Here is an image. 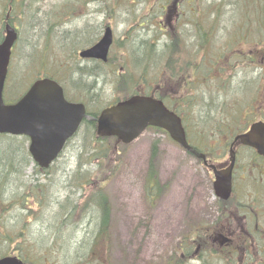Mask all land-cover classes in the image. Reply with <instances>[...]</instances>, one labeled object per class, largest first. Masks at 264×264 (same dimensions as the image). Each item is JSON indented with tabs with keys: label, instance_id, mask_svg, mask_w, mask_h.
Instances as JSON below:
<instances>
[{
	"label": "rangeland",
	"instance_id": "374dc122",
	"mask_svg": "<svg viewBox=\"0 0 264 264\" xmlns=\"http://www.w3.org/2000/svg\"><path fill=\"white\" fill-rule=\"evenodd\" d=\"M19 2L21 13L17 12V8L11 13V18L16 21L14 25L18 27V40L13 48L6 86L8 99L17 98L37 77L49 74L57 77L71 96L79 98L82 95L89 102L91 97L85 93V86L79 90L82 82L77 83L79 77L89 74L86 84L93 82L89 94H94V100L89 102L88 107L91 111H97L119 98L117 92L123 90L120 86L122 75L131 76L135 82L146 80L142 81L144 85L147 84L145 88L155 89L160 86V93L165 97L187 95V105L191 102L196 104L192 112L185 113L187 130L193 146L207 153L213 160V163H207V167L225 165L231 138L245 131L254 121L264 120V35L258 22L253 20L259 9L257 4L250 5L248 0ZM173 4L176 12L172 14L171 21H178L180 28L187 27L185 25L193 23L195 19H199L203 26L200 32L189 27V33L184 31L182 40L177 43L175 38L172 43L165 39L166 32L170 31L168 24H164V32L163 26L159 24L164 6ZM193 9L197 12L194 13ZM170 25L173 27L174 24ZM105 26H110L113 32L111 58L115 64L100 66L98 70L93 63L78 60L76 52L97 43ZM201 33L210 38L200 61L201 66L196 67L193 75L188 74L183 78L180 84L173 81L165 72L168 61L175 65L190 63L189 57L202 46ZM141 41L151 44L155 52L152 53L153 49ZM137 43L142 47L136 46ZM120 44L123 45L122 48H119ZM136 48L141 55L138 56L139 61L134 62L132 53ZM76 64L84 72L75 71ZM135 64L138 65L137 70ZM70 72H73L71 79L75 84L69 82ZM185 82H188L186 88ZM131 86L132 84L125 88L129 89ZM204 114L208 116L200 120ZM197 120L200 121L196 123ZM202 123L207 124V128ZM198 131L200 136L196 137L194 133ZM18 141L19 146L25 150L26 142L21 138ZM154 144L157 147L154 157L158 179L165 186V191L147 209L149 205L143 203L141 186L147 175ZM82 146L83 150L91 146V138L84 131L70 142L59 160L48 170V175L35 173L33 161H26L28 164L22 162V166L20 163L19 166H14L13 163L9 165L11 174L0 181L1 233H6L4 228H10L9 236L14 241L24 246V242L26 243L25 247H28L26 252L24 249L23 255L30 256L26 260L36 261L37 264H82L83 218L86 215L81 220L77 218L90 202V190L101 191L97 186L109 198L116 226L122 223L119 236H114L113 233L112 238L110 236L113 240L110 246L111 264H131L134 257L136 264H163L167 260L165 255H174L179 240H183L189 228L210 224L216 216L218 201L212 189V174L168 135L146 130L126 146L122 155H116L120 164L114 165L113 156L108 161H101L96 171H93L91 186L94 189L73 188L70 192L65 190V182L74 173L88 176L87 173L91 170L83 152L81 153ZM234 150L238 158V171L243 174L242 171H248L247 162L252 159L253 154L245 148ZM259 162L264 164L260 160ZM112 172L113 176L105 180ZM34 176L38 177V186L45 184L51 187L52 193L51 198L41 202L38 207L35 204L39 202V198H32L33 193L29 190L34 184ZM103 179L106 181L105 185L96 183ZM7 180L28 181L26 188L14 185L21 192L16 196L30 198L19 212L15 209L8 213L2 211L6 192H12L10 187L2 188ZM39 191L38 188L37 192ZM258 191L262 193L263 190ZM237 196L242 197V194ZM66 203L75 204L72 207L76 208L75 212L62 221L57 220L60 208L66 210L71 207ZM97 215L98 213L94 214ZM65 220L68 224L63 223ZM141 221L147 224V230L140 228L137 236L131 238L133 223ZM57 228L60 230L59 239L52 243L51 236L56 233ZM10 243L6 242V252ZM2 247L0 245V253L5 250ZM118 248L122 253L120 261L119 255L115 254L117 259L114 258V251ZM183 263L202 264L194 258Z\"/></svg>",
	"mask_w": 264,
	"mask_h": 264
},
{
	"label": "water",
	"instance_id": "95a60500",
	"mask_svg": "<svg viewBox=\"0 0 264 264\" xmlns=\"http://www.w3.org/2000/svg\"><path fill=\"white\" fill-rule=\"evenodd\" d=\"M17 34L11 27L0 44V134L26 136L32 160L46 169L58 157L66 142L77 132L83 119H88L82 104L67 102L63 90L55 81L44 78L34 82L23 97L14 104L3 101V89L10 61L11 48ZM112 44V31L106 28L102 38L91 48L80 53L84 59L107 61ZM98 137H116L129 144L147 127L166 131L171 139L188 152L189 146L180 119L167 110L162 102L150 97L135 96L104 109L96 119ZM242 145L255 149L264 156V124H253L249 131L236 137ZM204 159L203 155L198 156ZM234 160L227 169L217 171L211 166L215 194L226 200L231 191V172ZM0 264H22L15 258L0 259Z\"/></svg>",
	"mask_w": 264,
	"mask_h": 264
},
{
	"label": "flooded vegetation",
	"instance_id": "af4514ba",
	"mask_svg": "<svg viewBox=\"0 0 264 264\" xmlns=\"http://www.w3.org/2000/svg\"><path fill=\"white\" fill-rule=\"evenodd\" d=\"M20 0H0V43L4 39V33L7 26H12L15 30H18V27L14 25L16 23L15 20L11 18V13L14 9L17 8V12L20 14ZM175 8V5H174ZM166 9V8H165ZM168 13V9L166 10ZM170 21H167L168 27L170 29L169 32H166L165 39H168L171 43L173 42V38L175 35L179 34L182 37L184 33V28H180L178 26L177 31L173 32L172 26L169 25ZM163 21H160V24L163 25ZM163 32L166 31V26L163 25ZM198 28L195 25L194 31L197 32ZM18 35V31H17ZM165 35V34H164ZM14 50L12 49V52ZM78 57V56H77ZM193 56L189 57V60ZM79 60V59H78ZM81 61V60H80ZM90 62L95 63V65L103 67V64L98 60H83L82 62ZM193 66V72L198 68V61L195 60L194 64L190 61ZM189 64V65H191ZM171 66V62L168 61L166 67V75L172 76L169 73V69ZM180 65L176 66V70H178ZM100 70V69H98ZM84 72L83 70H78ZM173 79V78H172ZM142 80V79H141ZM177 83L182 81V77H179L178 80H174ZM142 82V81H139ZM192 84L193 81L190 80ZM180 84V83H179ZM185 88L188 87V82L184 83ZM158 90L159 86L156 87ZM136 94H140L136 93ZM6 96V93H5ZM18 100V99H17ZM17 100H9L7 103H15ZM171 111L175 112V109L169 108ZM181 115V114H179ZM91 118H95L92 115H89ZM247 149V148H246ZM253 154V157L250 161H248V171H242L243 174L239 173V169L237 167L238 158L235 155V162L233 166V170L231 173L232 179V188L231 195L227 201H218L216 203V216L210 222L211 229L210 232L214 236L212 241V246L214 250L213 258L215 259V264H264V184H263V175H264V164H261L259 160L263 163L264 157L258 155L257 152L253 149H250ZM206 155V154H205ZM207 163H213V160L206 155ZM226 164L222 166H216L217 170L224 169L228 166L229 160H226ZM215 163V162H214ZM205 169L211 174L209 167H205ZM252 173V174H251ZM106 182H99L97 184L105 185ZM158 182H148L144 181L142 183L143 193L142 200L143 203L149 205L151 207L154 203L159 199V195H153V191L147 190L148 187L153 188ZM34 188H30L33 190V193L37 191V184H34ZM100 188V187H99ZM101 189V188H100ZM258 189H262V193L258 191ZM102 191V189H101ZM13 192V191H12ZM9 190L6 192V196L3 198V208L2 211L4 213H8L12 209H15L16 212H19L20 209H24L26 206V200L30 199L29 196H16V192L12 193ZM103 192V191H102ZM242 194V197H238L237 195ZM19 195V194H18ZM37 200L39 198V202H35L36 207L41 205L40 197H32ZM110 204V210L108 215V221L104 223L105 209L101 207H97L94 202L88 203L85 206V213L83 218V226H84V256L82 260V264H111L112 263V249L110 246L113 244V240L110 239L112 233L114 236H119V233L122 228V223H118L116 226V221L114 219V214L112 213V206L109 201V198H104ZM22 201H24L22 203ZM93 199L90 197V202ZM95 213H98L97 216H94ZM19 214L17 215V220ZM3 226V224H2ZM4 228V227H3ZM23 228V227H22ZM140 228L147 230V224L141 222L133 223V228H131V238L136 237L138 231H141ZM200 229V228H199ZM6 233H1L2 228L0 227V237H4L3 242L6 247V242H11L9 245V249L7 250V254L5 256H15L23 261L24 264H37L36 261L32 262L30 260H26L28 256H24L23 252L27 247L20 242L14 241L12 237L9 236L11 229L4 228ZM201 230V229H200ZM117 231V232H115ZM198 231V230H197ZM24 233V231H22ZM117 233V234H116ZM21 236V235H19ZM6 238V240H5ZM112 238V236H111ZM1 240V238H0ZM14 242V243H13ZM135 247V246H134ZM114 251V250H113ZM115 254L119 255L118 261L121 259V249L114 251ZM135 258H133V262L131 264H136ZM171 258H184V254L178 253L177 255H173ZM165 262L163 264H173L170 263V257L165 255ZM241 261V262H240ZM180 262V261H178ZM118 264V263H116Z\"/></svg>",
	"mask_w": 264,
	"mask_h": 264
},
{
	"label": "trees",
	"instance_id": "16d2710c",
	"mask_svg": "<svg viewBox=\"0 0 264 264\" xmlns=\"http://www.w3.org/2000/svg\"><path fill=\"white\" fill-rule=\"evenodd\" d=\"M248 3L250 5L257 4L259 6V9L257 10V12H255L256 16L253 17V20L258 22L259 27L261 28L262 32H264V0H248ZM174 5L175 4H173L172 6H164L166 9H168V15L169 16H171L172 14L175 13ZM163 12H164V9H163ZM195 12H197V11H195ZM164 16H163V18H164ZM195 22H196V25L198 28L197 31L200 32L202 27H203L201 25V21L199 19H197V20H195ZM172 24H174L172 27L173 32L177 31L178 21H173ZM139 27L143 28V26H141V25ZM174 38L176 39L175 43L180 42L182 40L181 36L175 35ZM201 40H203L201 47H204L206 42L209 41V37L206 36L205 33H202L201 34ZM141 42H143V41H141ZM144 44L148 45L146 43H144ZM120 46H121L120 48L123 47L122 44H120ZM136 46H138V43L136 44ZM148 46L151 49L154 48L151 44ZM138 47H142V45L138 46ZM154 52L155 51L153 49L152 53H154ZM132 54H133L134 62L139 61L138 56L141 54L138 52L137 48L133 49ZM108 62H109L108 64H110V65L115 64L114 60L112 58ZM94 65H95V63H94ZM135 65H136L135 70H137L138 65L137 64H135ZM176 66L177 65H175V64H171L170 69H169V73L172 76L173 80H178L179 77H182L186 74V71L189 68V63H187V64L184 63V64L180 65L178 70H176ZM95 68L98 69L97 65H95ZM78 70H80V69H78ZM81 70H83V69H81ZM68 76H69V82L73 83V79H71L73 77V73L70 72V74ZM88 76H89V74L88 75L84 74L83 77H79V79H77V83L82 82L81 83L82 85L78 87V88H81V90H82V87L84 88V86H85V93L88 94L89 97H91L89 99V102H91L94 100L92 98L94 94L92 93L90 95L89 93H91L90 91L92 89L93 82L91 84H86V81L88 80L87 79ZM43 77H48V78H51L57 82H60V80L57 79V77H55L53 75L45 74ZM120 82H121L120 86H122L123 90L118 91L117 93H118V96L120 95L121 97H123L122 99H125V97H127L126 96L127 95L126 94L127 88H125V87L130 86V84H132V86H134V87L135 86L139 87L138 83H135V81L131 78V76L122 75L120 78ZM73 84H75V83H73ZM76 85H79V84H76ZM133 89L135 90V88H133ZM147 90L143 91V93H145L143 95L151 96V97H154L156 99H159L166 106H168V103L166 100H169V98L162 95L157 88H155V89L150 88V90L149 89H147ZM135 93H139V92H135ZM140 94H142V93H140ZM128 95H131V94H128ZM79 98L81 100L85 99L84 96H82V95ZM119 100L120 99H118L117 101H119ZM88 105L89 104H87V107H88ZM183 105H184V103H183ZM195 106H196V104L192 103L191 106H190V104L188 105L189 108H179L181 106L177 107V105H173L171 107V104H169V107L172 109H178L179 111L181 109H182L181 111H185L186 109H189L191 112L194 110ZM102 108L97 110V111H91L88 107V112L90 115L97 117V115L102 110ZM207 116H208V114L207 115L204 114L200 120L206 118ZM200 120H197L196 123H198ZM185 124H187V123H185ZM201 125H205L207 128V124L202 123ZM186 126H188V124ZM194 128H195V126H194ZM195 129H197V128H195ZM82 131H84V133H86V135H89V137L91 138V146H89V148L86 150H83V146H82V151H81V153L83 152V155L86 158L87 164L89 165V167H91L90 168L91 170L88 171V173H87L88 176L86 174L74 173L73 176L71 177L72 181L70 179L67 182H65V190L70 191V192H71V189H73V188L85 190L86 187H88V188L91 187V183L94 180L93 171L94 172L96 171L98 166L101 164V161H108L113 156L114 157V160H113L114 165L120 164L119 158H115V157H116V155H118V156L122 155V152L124 151V148H125V146L121 145L120 142H118V140H116L115 138H99V137H97L96 136V124L93 121H84L79 132L77 133V135ZM199 134H200V132H199ZM75 137L71 141H73L75 139ZM23 140H24V142H27L26 138H23ZM71 141H69V143L67 145H69ZM19 143H20V141H18V138H15L12 136H5V135L0 136V168H2V170L0 169V172H1L0 173V181L4 177H6V179L9 177V175L11 174L9 172V167H11V166H9V165H11L12 163L15 164L14 166H16V165L19 166V163H20L22 166V162H25V164H28V162L31 161V158H30L27 150L26 149L24 150L23 148H21L19 146ZM106 143H109L110 145L108 146V145H106ZM156 148H157L156 144H154L152 146V151H151L152 157L150 158V160L148 162V170H147V175L145 178V181H148V182L159 181L158 171H157V167H156V163H155V157H154L156 155ZM26 161H28V162H26ZM33 167H34L35 173H39L42 175H48L49 174L48 170L51 168L50 167L48 170H41L36 165H34ZM78 167H79V165H78ZM77 171H78V169H77ZM112 176H113V172L111 175L109 174L107 176V178H104V179L108 180ZM34 179H35V181H39L37 176H34ZM97 179H98V177H96L95 181H97ZM104 179H103V181H100V180H98V181L99 182H106ZM20 182H23V181L7 180V182L5 183L4 186H2V188L7 189L8 187H10L11 191H13L12 193L16 192L18 194H21V192L17 191L15 186H14V185H16L17 188H20V187L26 188L25 186H20L17 184ZM99 182H96V183H99ZM38 188L40 189L38 195L41 198V202H44V201L51 198V194H52L51 193V187H47L44 184V185H39L37 187V189ZM147 190L154 191L153 195H157L156 191L161 192L162 187H159V185L156 184L153 188L148 187ZM89 196L93 199V201H91L89 203L94 202V204H96L97 207H99V208L101 207L102 209H105L104 223L106 224L108 221L110 205L104 199L105 198L104 194L101 191H91V192H89ZM66 205L71 206V207L69 209H66V210H64L63 208H60L59 210L61 211V213H58L56 215L57 220L62 221L65 217H67L68 215H72L75 212L76 208L75 209L72 208L75 204L73 205V204L66 203ZM66 222H67V220H65L63 223H66ZM210 229H211L210 224H205V225H201V226L198 225V229H197L198 231L195 228L189 229V231L185 234L183 240H181L178 243V245L180 246V249H181V251L179 250L178 252L184 251V259L182 260V262L187 261L190 258H192L193 256H195V258L199 259L198 261H201L202 264H211V256L213 255L212 251L214 250L213 248H211V246H212V241L214 239V236L211 234ZM58 233H60V230L57 228L56 233L51 236L52 243H54V241L57 238L59 239ZM55 242H58V241H55ZM83 251H84V244H83ZM175 253H177V252H175Z\"/></svg>",
	"mask_w": 264,
	"mask_h": 264
}]
</instances>
